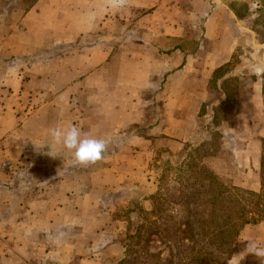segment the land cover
Wrapping results in <instances>:
<instances>
[{
    "label": "crops",
    "instance_id": "1",
    "mask_svg": "<svg viewBox=\"0 0 264 264\" xmlns=\"http://www.w3.org/2000/svg\"><path fill=\"white\" fill-rule=\"evenodd\" d=\"M83 1L74 7L89 4L88 18L79 11L61 33L32 38L41 45L24 54L17 52V32L0 30V163L24 171L9 174L13 188H0V264H117L125 258L121 237L129 220L153 208L156 190L146 174L153 155L165 142L186 150L189 128L210 117L207 109L215 103L231 102L246 114L237 121L247 155L245 161L240 155L239 166L256 170L261 163L264 42L257 41L255 13L264 1L137 0L148 10L135 19L121 16L131 25L126 30L114 29L113 0L100 3L105 14H99L100 0ZM46 18L35 8L23 20ZM65 43L76 46L65 52L59 47ZM22 55L48 57L24 63ZM24 72L34 82L25 81ZM229 82L237 87L230 97ZM69 125L108 142L102 160L74 166L72 154L52 143L50 130ZM248 187L257 190L256 183ZM241 237L264 246V223L246 227ZM245 247L226 264H237ZM240 264L260 260L248 254Z\"/></svg>",
    "mask_w": 264,
    "mask_h": 264
},
{
    "label": "rangeland",
    "instance_id": "2",
    "mask_svg": "<svg viewBox=\"0 0 264 264\" xmlns=\"http://www.w3.org/2000/svg\"><path fill=\"white\" fill-rule=\"evenodd\" d=\"M0 0V17L4 16V21L0 22V30L2 33H9V31L17 32V52L19 54H24V52L29 50H34L33 46H40V44H32V38H36L39 34H51V32L61 33V30L68 24H72L79 11H81L83 17L90 16V6L87 4V0L83 1L82 7L75 8L74 1L75 0H45L49 6H45V4L41 3L44 0ZM47 1H50L48 3ZM264 0H261L263 2ZM37 2V3H36ZM104 0L99 1V14H105V5H100ZM36 6H33L34 4ZM56 4L57 6H51V4ZM137 0H113V9L114 14L116 15V20L114 22L115 30H126L128 27L130 29L131 25L124 20L120 19V17H127L131 19H135L140 15L144 14L145 10H148L144 7H140L136 5ZM9 4V6H8ZM264 4V2H263ZM40 5V6H39ZM44 5V6H42ZM110 6V5H109ZM35 8L41 9L45 11L47 16L45 22L37 23L33 20H23L24 15L27 11L35 10ZM176 9V8H175ZM93 10V9H92ZM258 10V11H257ZM256 11V26H257V41L263 43L264 42V10L257 9ZM172 13V12H171ZM173 14L179 15V11L174 10ZM57 22L56 28L49 27V21ZM52 21V22H53ZM100 21V20H99ZM129 22V21H128ZM102 23H99V27H102ZM44 26V27H43ZM46 26V27H45ZM27 30V39H24L23 32ZM50 30V31H49ZM55 36L50 38V35L46 40L53 43V39ZM46 41V42H47ZM87 40H83L86 42ZM45 42V41H44ZM42 41V43H44ZM9 43V41L7 42ZM57 47V45H51ZM74 43H65L59 45L60 50L68 52L73 51ZM260 52H255V54L260 56ZM56 56L52 55L51 57ZM35 57L38 58L39 61H47L48 56L42 55H22L19 57V61H24V63H28L27 61L31 60L30 58ZM259 60V59H258ZM34 62V61H33ZM36 63V60H35ZM260 64V63H259ZM2 70L3 68L1 66ZM264 76V72L262 77ZM31 73L24 72V80L27 82H34L31 78ZM214 83V82H213ZM211 83V91L216 94L214 90V85ZM243 86L247 89L248 82H241ZM259 88L260 84L263 85L264 82H258ZM226 90L229 93V97L233 95L236 91V85L233 82H229L226 84ZM161 103L157 102L159 106ZM259 105V114L263 113L264 115V97L261 96V99L258 101ZM233 104L231 102L227 103H215L210 108L207 109V114L210 117H206L205 119L197 120L195 126L189 128L190 136L192 139L186 142V147L196 148L194 146H198L194 152H187V148L184 147V151L180 147H177L175 144H169L167 142L162 143L158 150L152 157L148 167H147V176L151 177L153 188L156 190V196L153 202L152 207H154L155 215L152 216V221L155 222L156 226H160L162 229L167 228L169 231L176 227H180L181 223L185 221V210L183 206V202L181 199L176 198L179 192H184L185 190L195 193L197 196L198 205L197 210L202 212L203 219L210 222L212 217L213 220H217L219 213L214 214L215 216H211L210 212L216 208H219L220 198H214L215 201L212 200V193L207 194L206 184L208 180L206 179L207 174H212L218 178L220 182V187L222 190L224 186L226 188H239L242 190H248V185H253L256 183L257 190L253 192H260L261 185V171L260 166L255 170L252 165L247 167L239 166V157L241 155L242 160L245 161L246 153L244 151L245 146L243 140H240L242 133L240 132V128H238L239 119L242 121L243 116L246 114L241 111L238 113L242 114V117H238L235 121L236 114L233 110ZM203 111H206V109ZM204 113V112H203ZM210 118V121H208ZM243 122V121H242ZM197 124V125H196ZM241 126V125H240ZM261 120L259 118L257 123L258 131L262 127ZM238 133H234L231 131L232 129H237ZM244 131V128L241 127ZM227 133V134H225ZM235 151L236 156L238 157V161L235 160ZM38 153H35V160L39 161ZM8 162V161H7ZM6 163V162H4ZM2 161L0 163V188L1 189H11L14 184L11 180L8 179L9 174L13 175H23L24 171H20L21 168L15 169L8 165L4 164ZM247 164V163H246ZM14 170V171H12ZM34 171H37L35 169ZM30 172V171H29ZM204 184V186H202ZM192 207V205H191ZM123 213V211H122ZM130 218V217H129ZM135 218V217H134ZM139 214H137L136 219L129 220V226L127 227V231H125L122 235V239L129 234H132L136 229V226L139 224ZM206 224L205 227L209 224ZM264 223V221L259 222ZM256 223V224H259ZM202 225V224H201ZM250 225L255 224H247L245 225L241 231H239L238 236L235 238V243L232 246L230 252L228 254H223L221 258L220 256H210L208 258L209 262L207 264H226L227 260L233 255L235 250L242 249L245 244L244 241L241 242L239 240H243L241 237L242 230L246 227L248 228ZM202 225V228H205ZM183 228V227H182ZM254 237H259L260 233L256 232L253 234ZM261 238V237H260ZM154 242L150 244V252H156V248L159 246L161 249L163 245L160 244L156 238L153 239ZM125 244L127 243L124 238ZM160 249V250H161ZM166 251V250H165ZM215 250H213L214 252ZM165 253V252H164ZM166 255V253L164 254Z\"/></svg>",
    "mask_w": 264,
    "mask_h": 264
},
{
    "label": "trees",
    "instance_id": "3",
    "mask_svg": "<svg viewBox=\"0 0 264 264\" xmlns=\"http://www.w3.org/2000/svg\"><path fill=\"white\" fill-rule=\"evenodd\" d=\"M262 94L264 97V83ZM260 171L261 190L258 193L225 186L222 190L218 178L207 174V194L212 193L213 202L214 198L221 199L219 208L210 212L211 216L219 213L216 221L213 220L214 217L210 222L203 219L202 212L197 210L200 207L199 199L195 193L187 190L179 192L176 197L182 200L186 217L180 227L169 231L156 226L152 221L154 207L150 212H139L140 223L132 234L126 236L125 258L117 264H207L210 256L221 258L223 254H228L245 225L264 221V140ZM155 196L156 194L152 198L153 202ZM154 238L163 248L158 246L156 252H150L149 246Z\"/></svg>",
    "mask_w": 264,
    "mask_h": 264
},
{
    "label": "clouds",
    "instance_id": "4",
    "mask_svg": "<svg viewBox=\"0 0 264 264\" xmlns=\"http://www.w3.org/2000/svg\"><path fill=\"white\" fill-rule=\"evenodd\" d=\"M50 136L53 144L61 145L72 154L74 166L96 164L103 159V154L108 148V142L105 139L83 137L75 125L53 128L50 130ZM49 155L55 157L59 154ZM239 241H247V244L244 251L235 257H242L243 259L246 255L253 254L260 260V264H264V246L250 238ZM242 259H239L237 264H240Z\"/></svg>",
    "mask_w": 264,
    "mask_h": 264
}]
</instances>
